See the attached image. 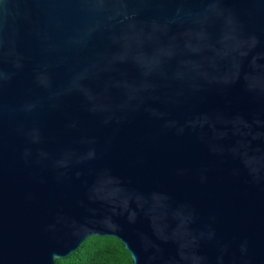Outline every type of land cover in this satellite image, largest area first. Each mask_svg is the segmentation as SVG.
Instances as JSON below:
<instances>
[{
	"label": "water",
	"instance_id": "obj_1",
	"mask_svg": "<svg viewBox=\"0 0 264 264\" xmlns=\"http://www.w3.org/2000/svg\"><path fill=\"white\" fill-rule=\"evenodd\" d=\"M89 237L264 264V0H0V264Z\"/></svg>",
	"mask_w": 264,
	"mask_h": 264
},
{
	"label": "trees",
	"instance_id": "obj_2",
	"mask_svg": "<svg viewBox=\"0 0 264 264\" xmlns=\"http://www.w3.org/2000/svg\"><path fill=\"white\" fill-rule=\"evenodd\" d=\"M55 264H133L124 244L113 237H89L69 257Z\"/></svg>",
	"mask_w": 264,
	"mask_h": 264
}]
</instances>
